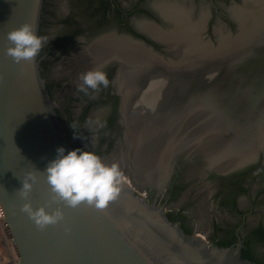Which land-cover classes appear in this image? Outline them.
<instances>
[{
  "label": "flooded vegetation",
  "instance_id": "af4514ba",
  "mask_svg": "<svg viewBox=\"0 0 264 264\" xmlns=\"http://www.w3.org/2000/svg\"><path fill=\"white\" fill-rule=\"evenodd\" d=\"M162 4L184 7L189 12L188 21L197 22L201 18L202 28L192 36L179 35L182 39L179 40L173 34L174 24L157 10L156 6ZM237 4L241 5L242 0H42L38 35L47 40L37 60L41 78L71 149L93 151L104 163L119 154L120 158L113 163L128 179V183H124L135 192L143 193L141 195L149 205L161 207L167 219L185 235L202 239L208 247L238 248L242 259L252 264H264V155L261 149L251 162L228 170L210 169L195 150L179 151L169 161L162 183L150 182L152 184L132 180L126 158L120 75L135 72L132 65L135 59L158 64L195 60L190 47L198 43L220 51L221 35L229 37L236 32L230 10ZM139 22L164 36L142 30ZM134 45L139 49H134ZM95 48L94 57L90 53ZM223 53L226 55L217 57L218 67L213 76L218 87H227V93L221 100L222 105H214L213 109L222 113L235 112L245 100L239 97L237 104L235 95L233 100L227 96L230 91L240 90V82L233 80L236 75L227 68L243 65L247 58L243 56L244 52L237 57L235 51ZM98 67H103L109 85L98 90L80 91L81 75ZM197 75H193L195 81ZM175 81L170 85L169 96L147 98L156 109H161L167 102L172 104L183 84H188L186 77ZM195 81L194 91L197 88ZM126 83L133 94L150 85L146 77ZM167 84L168 81H155L152 90H162ZM241 94L244 95V90ZM143 98L138 97L140 100L135 106L134 100L132 107H146L147 104H142ZM173 113L171 111V115ZM233 123L241 127L261 122L242 120Z\"/></svg>",
  "mask_w": 264,
  "mask_h": 264
},
{
  "label": "water",
  "instance_id": "95a60500",
  "mask_svg": "<svg viewBox=\"0 0 264 264\" xmlns=\"http://www.w3.org/2000/svg\"><path fill=\"white\" fill-rule=\"evenodd\" d=\"M41 3L0 0V216L9 234L4 236L9 264H252L240 257L238 248L208 247L202 239L185 235L161 207L149 205L124 182L117 198L103 210L86 203L69 207L52 202L46 166L59 147L72 149L41 78L37 56L16 62L6 52L13 46L9 31L27 23L38 35ZM259 29L254 46L234 53L237 57L244 52L243 65L257 78L264 75L263 22ZM262 118L264 112L250 122ZM29 172L35 180L23 197L20 189ZM24 203L33 210L59 207L63 219L41 229L21 210Z\"/></svg>",
  "mask_w": 264,
  "mask_h": 264
},
{
  "label": "bare ground",
  "instance_id": "6f19581e",
  "mask_svg": "<svg viewBox=\"0 0 264 264\" xmlns=\"http://www.w3.org/2000/svg\"><path fill=\"white\" fill-rule=\"evenodd\" d=\"M156 7L165 20L174 24L173 34L178 36L179 40H182L179 35L192 36L202 28L201 18L197 22L188 21L189 12L184 7L173 4H162ZM230 16L238 26V33L229 37L221 35L220 51L211 49L212 47L208 48V44L203 46L204 43H198L190 47L194 53L191 56L195 60L176 64H158L135 59L132 62L135 72L120 75L119 82L122 84L124 100L122 111L125 120L126 158L130 163V171L134 178L132 180L137 183L147 184L154 181L162 183L166 178L169 161L179 151L189 153L195 150L208 163L210 169L216 170L238 168L254 160L255 153L257 154L259 149L264 152L263 118L258 125L249 124L239 127L233 123V119L221 116V111L213 109L215 104L211 99L214 92L211 91L215 90L214 79L207 73L218 67L216 60L219 55H226L223 52L229 50L232 53L240 52L241 49L250 48L257 43L256 34L262 30L259 29L261 22L264 23V0H242L241 5L231 8ZM139 26L152 35L164 36L155 28L145 26L140 22ZM183 39L186 41L185 38ZM133 48L137 50L139 46L134 45ZM96 50V48L91 50L90 55L95 57ZM236 67L231 68L230 71ZM137 72L138 74H135ZM195 73L198 74L197 81H195L196 76H193ZM145 77L150 84L148 87L137 89L138 91L134 94L129 92L127 81L135 83ZM185 77L188 84L187 86L183 84L182 90L176 93L177 96L174 97L172 104L167 102L160 107L161 109H156L155 104L147 99L155 96H169L172 81ZM153 81L162 83L168 81L169 84L162 90L154 91L152 90ZM193 81L197 82L196 91H194ZM142 96L149 103H145ZM192 96L196 98L192 99ZM138 97L143 98L142 104H147L145 108L132 107L134 100V106L140 100L137 99ZM180 100L182 104L178 105ZM171 111L175 114L171 115ZM114 157L106 164H112L115 159L120 158V155ZM0 264H9L4 240L0 241Z\"/></svg>",
  "mask_w": 264,
  "mask_h": 264
},
{
  "label": "clouds",
  "instance_id": "9594fccd",
  "mask_svg": "<svg viewBox=\"0 0 264 264\" xmlns=\"http://www.w3.org/2000/svg\"><path fill=\"white\" fill-rule=\"evenodd\" d=\"M7 39L13 46L8 47L6 52L16 62L33 60L47 40L37 35L32 25L27 23L9 31ZM80 80L79 90L84 92L109 85L103 67L87 71L81 75ZM45 173L51 192L54 193L52 202H63L69 207L86 203L98 210L105 209L109 202L117 198L124 180L116 163L106 164L95 152L80 148L66 150L59 147L55 158L48 162ZM34 180L31 172L26 174L20 189L21 196H28ZM21 210L41 229L63 219L59 207L48 211L46 206H40L33 210L29 203H24Z\"/></svg>",
  "mask_w": 264,
  "mask_h": 264
},
{
  "label": "rangeland",
  "instance_id": "374dc122",
  "mask_svg": "<svg viewBox=\"0 0 264 264\" xmlns=\"http://www.w3.org/2000/svg\"><path fill=\"white\" fill-rule=\"evenodd\" d=\"M247 70L248 69H246V64L238 65L232 71H230V67L227 68V71L236 75V79L233 80H235L236 82L237 81L240 82V87H238L240 90L236 89L234 93L230 91L227 96L231 100H233V95H235V99L237 98L238 100V102L236 101L237 104L239 103V97H241V100L243 98V100L245 101L244 103H242L241 108L238 107V111L223 112V114L222 113L220 114L221 116L224 115L225 117L228 118L230 117L235 121H242V120L250 121L251 119L258 117L259 115L262 114V112H264V75L261 76V78L260 77L257 78L256 75L254 74L253 69L252 70L250 69L248 71ZM215 71L216 69H213L212 72L209 70L208 71L209 73H207L209 74V76L213 77L214 79L213 86L215 87L214 89L216 90V91L215 90L211 91L214 92L211 101L213 100L212 102L215 105H222L221 100L227 93V87L225 88L218 87L217 84H215L216 78L215 76H213ZM248 72L253 73L254 76H251L253 74L251 73L248 74ZM241 73L244 75L243 77L242 75L240 76ZM241 90L242 91L244 90V95L243 94L239 95L241 93ZM179 104H182V100H180L178 105ZM123 177H124L123 182L127 183L128 179L125 177V175H123Z\"/></svg>",
  "mask_w": 264,
  "mask_h": 264
},
{
  "label": "built area",
  "instance_id": "2783aa9c",
  "mask_svg": "<svg viewBox=\"0 0 264 264\" xmlns=\"http://www.w3.org/2000/svg\"><path fill=\"white\" fill-rule=\"evenodd\" d=\"M9 235L6 226L4 225L1 216H0V241L4 240V236Z\"/></svg>",
  "mask_w": 264,
  "mask_h": 264
}]
</instances>
